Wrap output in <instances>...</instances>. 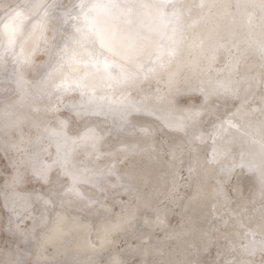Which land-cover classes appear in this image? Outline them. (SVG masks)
Returning <instances> with one entry per match:
<instances>
[{
	"label": "snow or ice",
	"instance_id": "6c2138e0",
	"mask_svg": "<svg viewBox=\"0 0 264 264\" xmlns=\"http://www.w3.org/2000/svg\"><path fill=\"white\" fill-rule=\"evenodd\" d=\"M0 264H264V0H0Z\"/></svg>",
	"mask_w": 264,
	"mask_h": 264
},
{
	"label": "bare ground",
	"instance_id": "6f19581e",
	"mask_svg": "<svg viewBox=\"0 0 264 264\" xmlns=\"http://www.w3.org/2000/svg\"><path fill=\"white\" fill-rule=\"evenodd\" d=\"M75 238V234L69 235L66 237V241L70 244Z\"/></svg>",
	"mask_w": 264,
	"mask_h": 264
}]
</instances>
